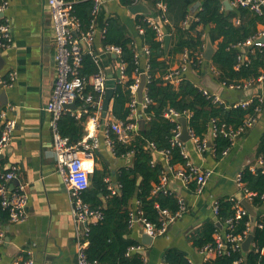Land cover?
Listing matches in <instances>:
<instances>
[{
  "label": "trees",
  "instance_id": "trees-1",
  "mask_svg": "<svg viewBox=\"0 0 264 264\" xmlns=\"http://www.w3.org/2000/svg\"><path fill=\"white\" fill-rule=\"evenodd\" d=\"M73 3V15L80 24L79 36L90 31L94 21L93 0H69ZM167 3L168 10L165 18L169 20L164 24L158 20L164 32L172 38L168 53L165 52V43L157 39V32L148 23L147 17L137 14L135 23L143 29L140 38L143 45L148 46V83L146 94L151 100L144 111L145 128L139 130L129 143L118 139L114 132H110L112 151L117 158L131 157V162L116 170L115 184L119 192L113 193L111 181L107 178L113 175L109 164L102 163L101 169H96L91 175V186L83 193V199L92 208L100 210L102 219L90 224L87 236V259L94 264H144V255L139 252H130L132 247L140 243L131 236V221L133 215L160 224V209H169L175 213L179 209L176 194H153L155 186L160 184V178L166 167L177 169L185 166L187 160L181 154V147L172 146L171 138L177 123L167 119L164 113L173 109L182 115H190L189 128L196 138L204 140L209 136L211 124L216 121L218 127L223 124L238 128L242 126L248 115L255 112L258 105L254 101L248 109L228 106L225 103L215 102L213 96L204 93V90L183 78L178 85L165 79L170 73L177 57L188 53L191 61L190 67L201 71L206 36L211 37L217 52L210 63L216 71L215 79L219 84H240L243 81L257 80L264 74V46H251L246 51L240 47L248 39L255 36L264 28L263 17L255 14L249 8H240L233 11L225 9L222 0H161ZM201 2L200 8L193 19L184 25L192 14V7ZM123 8H129L132 0H121ZM157 18L159 14H155ZM239 18L240 25L234 20ZM102 46H117L121 48L119 62L125 65L124 76L116 79L114 97L112 99L111 117L125 124L132 121L133 95L130 87L135 84L136 76L144 72L136 60V37L121 21L118 15L109 17L104 25ZM240 57L245 60L240 61ZM98 71V65L93 56L86 53L84 56L81 74L86 78ZM89 87L86 93H90ZM84 103L77 102L80 108ZM93 109V108H92ZM93 111V110H91ZM88 115L80 119L72 111H66L60 122V133L68 137L72 143H78L84 135V123ZM155 145L158 151L170 150L169 164L157 158V154L150 148ZM231 146V141L218 134L213 141V150L219 159L224 150ZM97 151L94 157L99 156ZM257 159L264 161V134L257 148ZM155 161V164H152ZM2 160H0V169ZM0 172H4L1 171ZM141 179L140 184H138ZM241 181L245 189L255 193L251 205L258 211L256 223L253 225L250 215L236 219V201L232 197L217 201V219L223 226V235H244L251 227L253 233V246L248 253L232 248L227 244V251L219 254L207 264H264V165L253 171L249 166L241 172ZM1 182V179H0ZM196 185L191 184L195 189ZM235 198V197H234ZM235 200H237L235 198ZM134 201L137 205L134 206ZM159 207V208H158ZM229 220L232 222L228 223ZM9 224V213L2 208L0 197V227ZM220 228L212 220L203 223L190 236L193 246L203 250L206 246L215 245V235ZM23 259L28 255L21 253ZM23 264V263H21ZM163 264H191L187 254L176 248H168L164 252Z\"/></svg>",
  "mask_w": 264,
  "mask_h": 264
},
{
  "label": "crops",
  "instance_id": "crops-1",
  "mask_svg": "<svg viewBox=\"0 0 264 264\" xmlns=\"http://www.w3.org/2000/svg\"><path fill=\"white\" fill-rule=\"evenodd\" d=\"M104 1V7L97 18L93 50L99 57L108 79L113 75L116 80L121 71L118 56L107 52L101 41L106 20L115 15L120 17L136 37L139 64L145 74L148 56L144 54L146 45L141 41V34L135 23L136 15H133L129 8H123L119 0ZM222 1L224 3L226 0ZM4 2L7 7L0 14V20L10 26L13 43L0 52V79L6 80L14 75L15 80L9 88L0 93V113L6 112L8 119L16 122V129L9 149L0 157V170L5 173L11 168H16L18 180L21 185L26 186L28 194V217L23 222L0 227L5 231V243L0 247V264H12L21 253L28 255L27 251L35 264H77L76 228L71 200L58 172L52 150L50 114L45 110L56 77L51 10L48 0H0V4ZM149 17L156 18L153 12ZM182 60L181 54L172 69H177ZM202 66L200 72L190 67L183 78L203 90L213 92L215 84L218 83L215 74L205 59ZM5 91L8 101L6 105L3 98ZM255 95L264 96V81L247 90L223 88L220 97L225 104L231 106ZM111 109L112 101L108 118L111 116ZM136 116L140 127V120H145V117L140 110ZM89 117L90 115L84 123L82 140L95 135L100 147L96 152L99 154L97 159L93 155L87 160L88 169L92 175L107 162L113 173L107 179L115 184L116 170L130 163L131 157L117 158L112 147L105 141L103 128H95ZM100 121L103 124V112ZM263 134L264 111L257 123L234 142L228 154L219 159L215 155L213 144L210 146L208 143V148L200 152L192 140L184 143L190 162L202 170H211L213 175L201 194H197L191 186L184 188L179 184L172 185L176 194L185 198L187 211L169 227L167 234L154 239L151 246L143 244L142 237L145 233L139 223L136 222L131 227V236L145 248L148 264H163L164 252L168 248L185 252L191 264H206L207 255L193 246L189 236L206 221L215 220L217 216L213 206L219 199H243L240 197L237 176L245 167L252 168L259 160L257 148ZM158 157L168 165L164 156L157 154ZM166 169L168 171L169 168ZM133 205L136 206L137 202L134 201ZM212 257L214 256L210 258Z\"/></svg>",
  "mask_w": 264,
  "mask_h": 264
},
{
  "label": "built area",
  "instance_id": "built-area-1",
  "mask_svg": "<svg viewBox=\"0 0 264 264\" xmlns=\"http://www.w3.org/2000/svg\"><path fill=\"white\" fill-rule=\"evenodd\" d=\"M93 15L96 21L93 22L90 31L82 33L79 36L80 24L78 19L73 15V3L69 0H48V6L51 10L52 22L54 28V48H55V67L56 77L54 86L52 89L51 97L46 105L45 110L50 114V130L52 132V150L56 159V164L59 174L62 176L64 186L71 200V206L73 210V220L76 228V245H77V264H94L87 259L86 249L88 247L87 236L90 232V224L97 223L102 219V213L100 210L94 209L83 199V193L86 192L91 186V174L87 166V160L92 158L95 151L100 147V142L95 135H90L84 138L78 143H72L68 137L63 136L59 130V122L63 114L68 111L65 106L77 103L81 101L83 106L73 111L77 118H81L84 114L90 115L95 128L102 127L104 130L105 141L108 146L112 147V141L110 138V132H114L118 139L124 143H129L135 137L139 131L137 124V112L138 110L143 112L150 104L151 100L144 90L143 100L139 101L138 90L141 85V76H136V82L130 89L133 95L132 100V119L134 121L125 124L113 117L107 118L106 122L102 124L100 121L103 112V101L108 89V76L103 69L99 57L94 53L93 45L95 38V30L97 18L104 7V0H93ZM121 1V0H119ZM230 3L233 10L240 8H249L255 14L263 17L264 19V0H226ZM142 3L149 7L154 14L158 13L159 17L152 18L149 15L141 14L147 17L148 23L157 32V39L164 42L167 34L164 32L162 26L158 23V20H163L164 24H168L169 20L165 18V14L168 10V5L161 0H132V5L135 6ZM7 3L0 4V14L6 9ZM193 19L191 14L184 25H187L188 21ZM236 25H240L241 20L236 18L234 20ZM138 31L143 34V29L138 26ZM264 28L258 32L255 36L248 39L240 47H251V46H264ZM13 43V37L10 26L0 20V52H3L6 48H9ZM83 43L86 44L87 50L83 48ZM106 51L117 55L118 58L121 55V48L117 46H108ZM89 53L93 56L95 62L98 65V71L91 77L86 78L81 74L83 67L84 56ZM144 54L149 55L148 46H145ZM183 60L177 69H172L170 73L165 76V79L171 80L175 85H178L183 76L188 71L191 65L189 60V54L186 52L182 54ZM139 54L136 53V60L139 63ZM245 58L240 57V61ZM204 59L202 60V62ZM121 64V63H120ZM124 68L125 65L121 64V79L124 80ZM148 65L145 74H147ZM210 70L217 75L218 72L213 66H210ZM15 80V76H11L9 79H0V93L9 88L12 82ZM264 81V74L257 80L243 81L240 84H232L227 86L221 84V87L225 89H250L255 84ZM91 88L90 93H86L88 88ZM204 93L213 96L215 102L224 103L217 93L210 92L204 89ZM254 101L258 102L255 107V112L252 115H248L244 124L238 128L227 126L223 124L218 127L216 121L211 124L212 138L223 135L231 141V146L224 150L222 155H227L229 149L234 145V142L242 136L248 129L252 128L258 121L259 116L264 111V96L255 95L245 99L242 102L231 105L233 107H241L248 109ZM93 108V109H92ZM93 110V111H91ZM167 119L177 123L176 129H174L171 144L172 146L181 147V154L187 160L185 166L181 165L177 169L169 167L168 171L163 172L160 178V184L155 186L153 194H176L173 189V184H179L184 188H189L191 184H195V191L197 194L203 193L208 182L212 178L213 172L211 170H202L189 159V153L184 142L181 141L182 125L180 119L186 117L189 120L190 115H182L173 109H167L164 113ZM146 118V116L144 115ZM16 129V122L10 120L7 117L6 112L0 113V157L9 149L11 145L12 135ZM191 140L195 143L197 149L200 152L205 151L208 148V137L204 140L196 138L194 133L189 128ZM150 148L154 153L160 154L166 158L167 163L169 162L170 150L158 151L155 145H151ZM152 164H155L153 161ZM169 164V163H168ZM264 161L259 159L257 163L251 168L255 171L257 168H262ZM0 197L2 208L7 210L9 213V223L15 224L23 222L27 219V208H28V194L26 192V186L21 183L15 188L11 189V184L18 180L16 168H11L7 172H0ZM237 184L240 189V193L243 198L250 204L255 196V193L245 189L241 181V172L237 176ZM113 193L117 190L111 186ZM178 199L179 209L173 213L169 209H160V226L157 227L154 223L147 221L144 218L133 215L134 219L131 221L130 227L136 222L142 226L144 233L153 239H157L167 234L169 227L174 224L183 214L187 211V203L185 198L176 194ZM236 201V219H241L243 216L249 214L245 208L241 199ZM159 208V207H158ZM215 215L218 211V203L215 202L213 206ZM232 222L229 220L228 223ZM252 233L251 227L245 231L244 235L233 236L231 234L223 235L221 232L215 235V245L206 246L202 251L207 255V262L211 259L216 258L219 254L227 251V244L230 243L232 248L242 250V244L246 238ZM5 243V231L0 228V247ZM130 252H143L144 264H148V259L145 256V248L142 245L132 247ZM28 258L23 259L22 256H17L12 264H35L34 259L31 257L30 252L27 251ZM211 256H214L210 258ZM206 262V264H207ZM240 264V262H236Z\"/></svg>",
  "mask_w": 264,
  "mask_h": 264
},
{
  "label": "water",
  "instance_id": "water-1",
  "mask_svg": "<svg viewBox=\"0 0 264 264\" xmlns=\"http://www.w3.org/2000/svg\"><path fill=\"white\" fill-rule=\"evenodd\" d=\"M224 7L226 10L228 11H232L233 8L231 7L230 3L228 1H225L224 3ZM201 6V2H196L193 7H192V13L195 14L197 12V10L200 8ZM129 11L133 14V15H137V14H145V15H151L152 12L150 11L149 7H147L146 5L139 3L135 6H130L129 7ZM171 41L172 38L170 35H167L165 37L164 43H165V52L168 53L169 49H170V45H171ZM262 42H264V39L262 40ZM83 47L84 49H87L86 44L83 43ZM247 50V47L244 48V51ZM217 52V48L215 47V45L212 43L211 37L209 35H207L206 38V45H205V49H204V59L211 63L213 61V58L215 56ZM119 77H121V71H119ZM147 80H148V76L147 74H143L141 76V85L140 88L138 90V98L139 101L142 102L143 100V95H144V89L147 86ZM108 89H107V93L104 97V101H103V124L106 122L107 118H108V112H109V106L110 103L114 97V93H115V87H116V80L113 78V75L109 76L108 79ZM213 92H216L217 95L221 96L222 92H223V88L220 86V84L216 83L215 87L213 89ZM3 98L5 99V105L8 104L7 101V93L6 91L3 93ZM77 103H73L70 105L65 106L66 110L69 111H75L77 110ZM180 123L182 125V133H181V141L184 143H187L191 140V135L189 133V122L188 119L186 117H182L180 119ZM140 127L139 129L142 131L145 128V120H140ZM208 143L210 146H212L213 144V138H212V134H209L208 137ZM141 179H139L138 184H140ZM20 184L19 180H15L14 183L11 185V188H15L16 186H18ZM115 189L117 190V192H119V186L118 184L114 185ZM240 197L242 198L243 195L241 194ZM242 202L245 206V208L248 210L250 218H251V222L254 225L256 223V219L258 216L257 210H255V208H253V206L244 198L242 199ZM215 223L216 225L220 228V230L223 229V226L220 224V222L218 221L217 217L215 218ZM143 244L147 245V246H151L153 243V238L144 234L143 235ZM253 246V233H251L246 240L243 242L242 244V251L244 253H248L251 248ZM14 247V246H13ZM143 252H141L142 254Z\"/></svg>",
  "mask_w": 264,
  "mask_h": 264
}]
</instances>
